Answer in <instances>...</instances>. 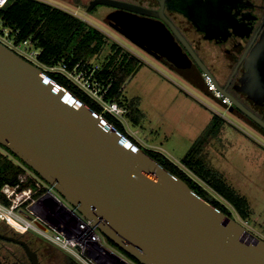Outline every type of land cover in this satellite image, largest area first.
I'll return each instance as SVG.
<instances>
[{
    "label": "water",
    "instance_id": "1",
    "mask_svg": "<svg viewBox=\"0 0 264 264\" xmlns=\"http://www.w3.org/2000/svg\"><path fill=\"white\" fill-rule=\"evenodd\" d=\"M263 58L254 59L248 75L261 92ZM198 63L231 105L264 129V120ZM185 78L211 93L202 75ZM0 145L137 264H264V238L213 206L211 196L202 198L103 113L1 42Z\"/></svg>",
    "mask_w": 264,
    "mask_h": 264
},
{
    "label": "flooded vegetation",
    "instance_id": "2",
    "mask_svg": "<svg viewBox=\"0 0 264 264\" xmlns=\"http://www.w3.org/2000/svg\"><path fill=\"white\" fill-rule=\"evenodd\" d=\"M62 1L100 17L184 79L203 74L199 61L217 81L222 77L219 84L228 93L264 120V91L248 78L254 59L264 57V0ZM62 253L0 221V264H62Z\"/></svg>",
    "mask_w": 264,
    "mask_h": 264
},
{
    "label": "rangeland",
    "instance_id": "3",
    "mask_svg": "<svg viewBox=\"0 0 264 264\" xmlns=\"http://www.w3.org/2000/svg\"><path fill=\"white\" fill-rule=\"evenodd\" d=\"M43 1L75 14L105 33L108 41L121 44L142 61L126 80L122 93L128 99L139 98V108L144 116L138 124L130 122L124 115L118 120L126 132L136 131L132 134L133 140L143 149L161 153L194 177L182 166L180 159L208 126L213 114L220 117L215 134L205 147V160L209 167L220 173L227 185L247 199L251 210L249 222H243L226 200L201 180H196L209 196L226 206L230 216L264 238V135L211 93L203 91L137 47L100 17L66 1ZM106 50L107 47L92 61L100 63ZM218 80L222 81L220 75Z\"/></svg>",
    "mask_w": 264,
    "mask_h": 264
},
{
    "label": "trees",
    "instance_id": "4",
    "mask_svg": "<svg viewBox=\"0 0 264 264\" xmlns=\"http://www.w3.org/2000/svg\"><path fill=\"white\" fill-rule=\"evenodd\" d=\"M0 23L8 28L9 35L15 42L31 40L33 46L39 49L36 60L40 64L51 66L63 63L71 70L79 62L94 68V78L102 86L107 87L104 99L116 101L123 106L126 109L124 117L134 124H138L143 118L144 115L139 108V98L128 99L122 93L126 80L137 70L142 61L121 44L108 41V36L98 28L71 12L43 0H7L6 4L0 7ZM105 47H107L105 55L100 63L95 64L92 59L100 55ZM48 75L85 102L92 110L101 113V106L63 75L57 72H49ZM229 108L264 134L262 127L237 108L232 105ZM103 115L116 129L172 174L183 179L202 198L209 195L196 178L226 200L243 222H249L251 210L247 199L227 185L220 173L209 167L205 160V147L215 134L220 122L218 115L213 114L208 126L180 159L182 166L195 178L166 159L161 153L143 149L129 136L116 117L109 113H103ZM22 165L26 166L7 148L0 145V189L4 183L16 179L17 175L23 171ZM0 201L5 202L1 191ZM211 204L230 215L226 206L213 197ZM262 232L264 233V229ZM61 258L62 264H79L66 254L62 253Z\"/></svg>",
    "mask_w": 264,
    "mask_h": 264
},
{
    "label": "built area",
    "instance_id": "5",
    "mask_svg": "<svg viewBox=\"0 0 264 264\" xmlns=\"http://www.w3.org/2000/svg\"><path fill=\"white\" fill-rule=\"evenodd\" d=\"M7 0H0V7ZM0 42L11 50L37 64L47 74L57 72L84 91L101 106V113L121 118L125 108L116 101H106L107 87L94 78V68L77 62L71 70L63 63L46 66L36 60L39 49L31 40L15 42L8 28L0 23ZM208 91L222 104L230 106L228 97L215 87L212 77L202 74ZM12 182L1 186L5 202L0 201V221L18 233H32L73 258L79 264H137L102 237L92 222L67 203L61 195L37 173L22 165Z\"/></svg>",
    "mask_w": 264,
    "mask_h": 264
},
{
    "label": "crops",
    "instance_id": "6",
    "mask_svg": "<svg viewBox=\"0 0 264 264\" xmlns=\"http://www.w3.org/2000/svg\"><path fill=\"white\" fill-rule=\"evenodd\" d=\"M206 127H207V126H206ZM135 132H136V131H134V132H132V133H128V132H127V133L130 135V137H131L132 139H134V137L132 136V134H133V135L136 134ZM138 145H139V143H138Z\"/></svg>",
    "mask_w": 264,
    "mask_h": 264
}]
</instances>
